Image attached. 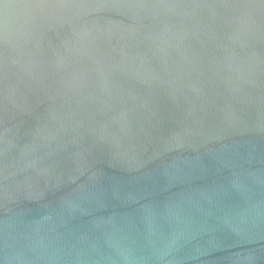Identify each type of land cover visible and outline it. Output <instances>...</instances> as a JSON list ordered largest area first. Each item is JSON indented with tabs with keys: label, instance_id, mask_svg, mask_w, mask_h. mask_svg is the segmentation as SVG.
<instances>
[{
	"label": "water",
	"instance_id": "obj_1",
	"mask_svg": "<svg viewBox=\"0 0 264 264\" xmlns=\"http://www.w3.org/2000/svg\"><path fill=\"white\" fill-rule=\"evenodd\" d=\"M0 264H264V0H0Z\"/></svg>",
	"mask_w": 264,
	"mask_h": 264
}]
</instances>
